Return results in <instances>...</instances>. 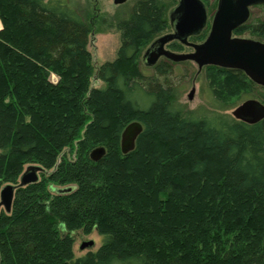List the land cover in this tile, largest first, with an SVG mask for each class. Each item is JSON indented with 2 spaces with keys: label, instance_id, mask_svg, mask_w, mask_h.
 Masks as SVG:
<instances>
[{
  "label": "trees",
  "instance_id": "obj_1",
  "mask_svg": "<svg viewBox=\"0 0 264 264\" xmlns=\"http://www.w3.org/2000/svg\"><path fill=\"white\" fill-rule=\"evenodd\" d=\"M0 20V194L42 167L0 210V264H264V120L188 117L166 77L142 72L145 50L170 30L161 0L135 2L116 24L117 58L101 65L92 23L67 0H0ZM236 32L264 39V20ZM170 64L160 60L158 75ZM206 69L220 99L264 90L241 70ZM135 121L143 131L125 154ZM77 230H97L102 245L76 257Z\"/></svg>",
  "mask_w": 264,
  "mask_h": 264
},
{
  "label": "water",
  "instance_id": "obj_2",
  "mask_svg": "<svg viewBox=\"0 0 264 264\" xmlns=\"http://www.w3.org/2000/svg\"><path fill=\"white\" fill-rule=\"evenodd\" d=\"M126 1L114 0V3L120 5ZM257 5H264V0H219L208 37L202 43H193L189 38L200 35L207 26V9L202 0H179L169 14L172 31L152 41L143 54L144 65L155 67L161 58L175 63L192 61L197 64L199 70L214 65L241 70L253 82L264 87V41L233 36L234 30L249 19L250 8ZM176 40L194 50L178 52L168 49L167 45ZM194 95L195 89H192L189 99H193ZM233 116L247 124H256L264 120V103L255 98L247 99L233 111ZM142 131L143 126L137 121L125 128L121 139L123 153L135 149L137 138ZM105 152L104 147L97 148L91 157L98 161ZM41 171V166L29 165L22 173L18 186L24 187L38 182ZM18 186L9 183L2 188L0 210L3 208L7 213L11 212ZM93 245V241L84 242L81 249Z\"/></svg>",
  "mask_w": 264,
  "mask_h": 264
},
{
  "label": "rangeland",
  "instance_id": "obj_3",
  "mask_svg": "<svg viewBox=\"0 0 264 264\" xmlns=\"http://www.w3.org/2000/svg\"><path fill=\"white\" fill-rule=\"evenodd\" d=\"M71 6L78 8L92 23L93 34H91L92 43L89 49L93 52L95 62L101 65L106 61H112L117 58L118 50L121 45L120 32L118 31L117 22L125 18L133 5L138 0H127L124 4L117 5L114 0H67ZM165 6L167 15L169 10L176 5L177 0H161ZM210 9V19L216 11V0H208ZM251 20H264V7L255 6L251 9ZM211 26V25H210ZM210 26L208 30L210 31ZM3 25L0 20V29ZM168 31V30H167ZM163 32L162 34L166 33ZM240 36L259 39V37L245 32ZM260 40L264 41L263 38ZM189 51L188 48L181 49V52ZM171 74L168 76H160L156 72L155 67H147L141 61V70L152 78L158 77L163 80L164 77L174 86V101L186 116L196 117L203 115H222L235 118L233 111L247 99H259V93L264 92L262 88L257 86L253 91H241L235 94H226L223 99L218 98L216 92L212 88L210 71L203 67L199 70L197 64L190 61L188 63L170 64ZM55 79V76H54ZM97 87H102L103 82L93 81ZM195 89L193 99H189V94ZM75 238L74 253L76 257L86 255L90 251H96L102 245V236L97 230L91 233H85L82 230L73 232ZM93 241L94 245L81 249L84 242Z\"/></svg>",
  "mask_w": 264,
  "mask_h": 264
},
{
  "label": "flooded vegetation",
  "instance_id": "obj_4",
  "mask_svg": "<svg viewBox=\"0 0 264 264\" xmlns=\"http://www.w3.org/2000/svg\"><path fill=\"white\" fill-rule=\"evenodd\" d=\"M202 1L204 2L205 6H206V9H207V15H208V23H207V26L203 29V31H202V33H203L206 29L209 28L210 25L212 26V21H213V19H214L215 13H216L217 8H218L219 0H217V8H216V11H215V13H214V15H213V17H212V20H211L210 17H209V16L211 15V14H210V9H212L211 6L209 7L205 0H202ZM178 3H179V0H177V3H176L175 6H177ZM175 6H173V7L169 10V12H168V19H169V24H170V30L167 31L166 33L172 31V29H171V23H170V18H169V14H170V11H171ZM257 6H260V5H257ZM253 7H255V6H253ZM251 9H252V7L250 8V16H249V19H248L244 24H242L240 27H242L243 25H245L246 23H248L249 21H251V16H252V13H251L252 10H251ZM211 26H210V30H211ZM240 27H238L237 29L234 30V32H233V36H234V37H243V36H240L241 34H237V32H236ZM202 33H201L200 35H198V36H191V37L189 38V41H190V42H193V43H202V42H204V41L206 40V38L208 37L210 31H209L207 37L205 38V40H203V41H197V40H196L197 38H195V37H199V36H201ZM164 34H165V33H164ZM242 34H243V33H242ZM162 35H163V34H162ZM160 36H161V35H160ZM244 38H249V37H244ZM252 39H255V38H252ZM256 40H259V39H256ZM176 41L179 42L180 44H182L180 41H178V40H176ZM173 42H174V41H173ZM173 42H172V43H173ZM172 43H170V44L167 45V48H168V49H171L170 45H171ZM182 45H184V44H182ZM184 46H185V48H188V49H189V51H186V52H191V51L194 50V49H193L192 47H190V46H186V45H184ZM171 50H172V49H171ZM145 51H146V50H145ZM162 59H164V58H161L160 60H162ZM160 60H159V62H160Z\"/></svg>",
  "mask_w": 264,
  "mask_h": 264
}]
</instances>
